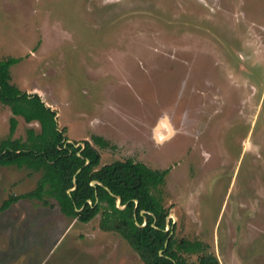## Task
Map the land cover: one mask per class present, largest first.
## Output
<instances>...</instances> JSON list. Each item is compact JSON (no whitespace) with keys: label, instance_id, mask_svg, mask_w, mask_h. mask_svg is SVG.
<instances>
[{"label":"rangeland","instance_id":"374dc122","mask_svg":"<svg viewBox=\"0 0 264 264\" xmlns=\"http://www.w3.org/2000/svg\"><path fill=\"white\" fill-rule=\"evenodd\" d=\"M7 56L19 57L12 82L99 165L169 168L154 192L177 239L206 243L220 264H264V0H0ZM11 115L0 102V139L39 130ZM40 175L0 165V204ZM51 201L0 210V264H145L98 214L83 222Z\"/></svg>","mask_w":264,"mask_h":264},{"label":"trees","instance_id":"16d2710c","mask_svg":"<svg viewBox=\"0 0 264 264\" xmlns=\"http://www.w3.org/2000/svg\"><path fill=\"white\" fill-rule=\"evenodd\" d=\"M18 60L15 56L0 60V102L12 112L11 124L21 115L27 122L38 121L40 127L38 131L27 127L25 138L14 137L11 127L0 139V165L26 166L41 175L33 188L3 199L0 210L20 198H36L44 205L53 199L71 218L87 222L98 214L99 228L118 233L145 264H220L206 243L169 236L173 223L167 218L169 208L154 192L169 168H153L132 158L99 165L98 149L87 139L79 146L67 141L65 128L57 126L56 111L38 93L23 91L12 82L10 66ZM92 139L102 147L110 145L100 135ZM167 225L171 227L166 230ZM196 252H200L196 260L188 261L184 255Z\"/></svg>","mask_w":264,"mask_h":264},{"label":"water","instance_id":"95a60500","mask_svg":"<svg viewBox=\"0 0 264 264\" xmlns=\"http://www.w3.org/2000/svg\"><path fill=\"white\" fill-rule=\"evenodd\" d=\"M165 119H166V118H165ZM171 132H172V131H171ZM156 138H157V137H156ZM95 182H96L95 180H92V181H91L92 184H94ZM119 200H120V198L118 197V205L122 207L123 205H120V204H119ZM168 228H169V227H168V225H167V227H166L165 229L167 230ZM171 233H172V230L170 231L169 236L171 235ZM160 253H161V250H160Z\"/></svg>","mask_w":264,"mask_h":264},{"label":"crops","instance_id":"0c3cea01","mask_svg":"<svg viewBox=\"0 0 264 264\" xmlns=\"http://www.w3.org/2000/svg\"><path fill=\"white\" fill-rule=\"evenodd\" d=\"M102 230V229H101ZM104 232H111V231H105V230H103ZM112 233H116V232H112ZM116 234H118V233H116ZM120 237H119V235H118V239H119Z\"/></svg>","mask_w":264,"mask_h":264},{"label":"bare ground","instance_id":"6f19581e","mask_svg":"<svg viewBox=\"0 0 264 264\" xmlns=\"http://www.w3.org/2000/svg\"><path fill=\"white\" fill-rule=\"evenodd\" d=\"M157 135H158L159 137H164V135H162V134H160V133H159V134L157 133Z\"/></svg>","mask_w":264,"mask_h":264}]
</instances>
